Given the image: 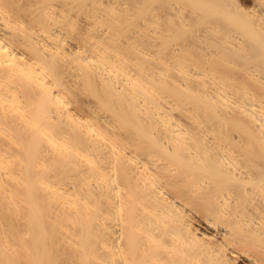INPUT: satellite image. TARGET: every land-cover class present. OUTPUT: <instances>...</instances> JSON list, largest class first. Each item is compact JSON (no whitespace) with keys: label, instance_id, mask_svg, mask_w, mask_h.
Listing matches in <instances>:
<instances>
[{"label":"bare ground","instance_id":"obj_1","mask_svg":"<svg viewBox=\"0 0 264 264\" xmlns=\"http://www.w3.org/2000/svg\"><path fill=\"white\" fill-rule=\"evenodd\" d=\"M0 264H264L262 0H0Z\"/></svg>","mask_w":264,"mask_h":264},{"label":"snow or ice","instance_id":"obj_2","mask_svg":"<svg viewBox=\"0 0 264 264\" xmlns=\"http://www.w3.org/2000/svg\"><path fill=\"white\" fill-rule=\"evenodd\" d=\"M262 10H264V0H262Z\"/></svg>","mask_w":264,"mask_h":264}]
</instances>
